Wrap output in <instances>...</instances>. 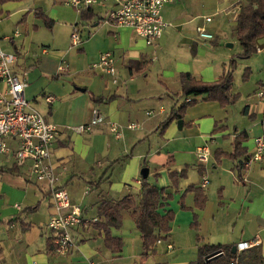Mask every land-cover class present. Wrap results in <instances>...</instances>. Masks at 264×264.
<instances>
[{
	"label": "crops",
	"instance_id": "obj_1",
	"mask_svg": "<svg viewBox=\"0 0 264 264\" xmlns=\"http://www.w3.org/2000/svg\"><path fill=\"white\" fill-rule=\"evenodd\" d=\"M231 1L218 0L216 13L234 15L236 21L241 4ZM24 7L23 0L0 4L2 47L17 56L16 73L28 72V101L41 107L42 111L36 109L46 121L58 125L51 164L60 186L71 203L81 208L83 217L99 221L74 231L77 246L70 254L57 253L48 226L55 210L46 183L32 176L30 163L20 167L11 158H1L0 264H197L203 246L220 247L209 253L222 252L212 261L216 264L241 243L252 246L237 253L239 258L259 248L264 259V158L240 166L251 155L255 138L264 134V102L257 96L264 85V36L258 38L255 58L247 67L250 80L258 74L257 86L235 88L234 78L232 93L239 96L237 102L222 106L217 101L199 100L161 132L173 106H180L176 102L183 94L182 74L213 83L230 70L226 63H197L203 50L200 40L214 44L216 38L199 37L198 27L209 23L205 16L201 23L196 22L199 16L191 0L163 8L168 27L153 46L128 27L104 22L112 3L92 9L93 18L82 26L91 37L79 48L69 45L74 20L59 22L41 10L21 16ZM14 17L16 28L7 35L11 30L2 22ZM64 24L68 29L65 40L56 30ZM46 27L52 32L48 38H44L49 34ZM170 49L183 54L191 50L194 57L175 70H164L155 57ZM106 51L116 58L114 76L92 68ZM228 57L232 66L234 59ZM60 66L66 70L59 71ZM155 69L158 78L151 75ZM80 125H89L91 130L81 134L73 130ZM112 125L119 128V138L111 131ZM237 144L238 157L232 158ZM204 145L211 149L207 162L197 158V150ZM144 168L149 170V181L164 190L160 212L174 214L170 233L148 257L141 256L134 207L123 210L121 227L112 229L123 241L121 251L107 246L105 231L97 228L105 219L104 205L124 198L138 205ZM99 179L104 182L96 186ZM204 179L208 180L206 187ZM13 180L18 182L12 184ZM198 192L207 198L201 209L197 207ZM12 197L15 211L1 204Z\"/></svg>",
	"mask_w": 264,
	"mask_h": 264
},
{
	"label": "built area",
	"instance_id": "obj_2",
	"mask_svg": "<svg viewBox=\"0 0 264 264\" xmlns=\"http://www.w3.org/2000/svg\"><path fill=\"white\" fill-rule=\"evenodd\" d=\"M178 1L180 0H65L66 4L79 14L90 8L104 7L108 3L114 4V7L107 13V17L104 18V22L115 27L130 28L149 46L155 45L168 27L162 16L163 8ZM205 22L206 24L212 22V17H205ZM197 31L201 39L208 41L215 39V36L208 32L205 26L198 27ZM90 37L91 33L84 34L83 28L76 23L73 25L71 46L79 48ZM17 61L18 58L14 53L3 49L0 37V159L11 158L15 165L20 167L30 163L32 176L38 182L46 183L55 210L48 224L51 241L57 253L68 255L77 246L74 231L85 225L87 221L84 220L81 208L71 203L69 194L60 186L59 176L51 164L52 149L59 134L58 125L46 121L40 111L28 101L26 97L28 72L22 75L16 73L14 67ZM92 68L114 76L116 74L114 54L110 51L103 52ZM65 70L64 66L59 67V71L64 72ZM257 96L264 102V85L258 91ZM52 100V97L47 98L48 102ZM190 100L188 98L187 102ZM97 120L102 121L101 118ZM73 130L81 134L90 131L91 126L80 125ZM111 131L117 138L121 136L116 125L111 126ZM209 156L208 145L197 150V158L201 162H207ZM263 158L264 134L255 138L254 149L244 161V165L249 166ZM207 184L208 180L204 179L203 187ZM97 221L93 219L91 223ZM251 246L249 243H241L237 245V253ZM88 264L95 263L89 262ZM229 264H238V261H231Z\"/></svg>",
	"mask_w": 264,
	"mask_h": 264
},
{
	"label": "trees",
	"instance_id": "obj_3",
	"mask_svg": "<svg viewBox=\"0 0 264 264\" xmlns=\"http://www.w3.org/2000/svg\"><path fill=\"white\" fill-rule=\"evenodd\" d=\"M22 0H0V4ZM84 20L93 18L92 8L81 14ZM48 22L49 19L45 17ZM49 23V22H48ZM235 34L243 48L240 58L247 59L257 52V40L264 36V0H248L246 5H242L235 21ZM249 72V71H248ZM247 78V75H246ZM182 96L185 102L173 107L170 116L161 125L160 130L163 132L167 126L175 119L182 118L186 109L195 105L199 100L217 101L222 106L234 103L238 95L232 93L234 76L231 70L221 76L217 82L206 83L197 80L191 74H182ZM191 100L187 102V99ZM99 101V99H96ZM239 145L232 154V158L238 157ZM244 162L240 163L243 167ZM9 171V170H8ZM164 190L155 184H152L148 178L142 179V187L139 194L138 205L132 199L124 198L117 202L104 205V222L97 225L98 229H103L106 233L105 243L113 247L118 252L123 248V241L120 237L112 234V229H119L123 222L122 211L133 208V216L141 234L142 239V257H148L155 252L157 242L166 237L171 231V223L174 220V214L171 211L162 214L160 209L164 205ZM206 196L198 192L197 207L203 208L206 203ZM197 223H195L196 226ZM220 247L203 246L200 248V260L197 264H215L207 262V254L219 250ZM237 260L239 264H264V259L259 248L249 250L247 254L239 258L237 253L231 250L219 259L216 264H229Z\"/></svg>",
	"mask_w": 264,
	"mask_h": 264
},
{
	"label": "rangeland",
	"instance_id": "obj_4",
	"mask_svg": "<svg viewBox=\"0 0 264 264\" xmlns=\"http://www.w3.org/2000/svg\"><path fill=\"white\" fill-rule=\"evenodd\" d=\"M23 1L25 3V7H24L25 11L21 14V16H24L29 13H33V11L35 10H41L43 14L49 15L52 18H57L59 22L69 23L71 20H74V23H72V26H71L72 32H73V25H75L76 23H78L81 27L84 26L85 24L84 21L86 20H84L82 16L75 9L67 5L65 0H23ZM217 1L218 0H191L193 10L194 12L197 11V16H199L196 22L201 23L203 21L202 16L212 17L213 22L209 23V25L206 26V28L208 32L212 33L216 38V43L214 44H211V42H204L200 40V42H202L203 44V45L200 44V48L203 50L200 51L198 55L199 59L197 63L211 64L213 66L218 65V64L222 65L223 63H226L228 67H230V70L232 71L233 76L235 78V85H234L235 88H246V87L248 89L253 88L254 86H257L259 84L258 74H254V77L251 80L250 78H246V75L248 73L247 67L250 66L248 64L250 61H252L255 58V55L247 59L240 58V54L242 53L243 48L238 40L237 35L234 32V28H235V19L233 17L234 15L227 16L225 12L216 13L217 11L216 2ZM232 1H234L236 4H241V6L246 5L248 3V0H232ZM202 6H204V9L201 11ZM46 15H43V16L41 15V17L45 19V17H47ZM16 18L17 17L10 19L12 23L9 21V19H6L5 21L2 22L3 27L6 30H11L9 33H7V35H12L13 31L15 30L16 24H14V21L16 20ZM56 30H57V35L59 38L63 40L67 38L68 29H67L66 24L57 26ZM46 31L49 34L48 36L44 35V38L50 37V34L52 35V32L50 31V29L47 28ZM72 32L70 34H72ZM70 34H69V45L71 46L72 41H71ZM84 34L87 35V30L86 32H84ZM87 41H89V39L85 40V43ZM4 43L5 42L3 41L2 44ZM230 44L232 45L231 47L228 46ZM229 55H231V57H233L234 59V63L232 64V66H231V59L230 57H228ZM157 57H155V61L160 60L159 63L163 65L162 68L164 70H175L178 66L184 65V63H190V61H192L191 58L194 57V53L190 50L189 54H183V53H178L177 49L173 50L172 52L170 49L166 53H164L163 51L162 53L160 52L159 56ZM155 70L156 71H153L151 75L152 76L155 75V77L158 78L159 72H157V69ZM250 75L251 73L249 74V76ZM253 91L254 89H251L250 91L251 95L254 94ZM238 99H239V96H238ZM238 99L235 102H237ZM183 101H184V97L180 96L176 104L181 106ZM34 106L38 110L42 111L41 107L38 106L36 103H34ZM12 179L14 178H11V180ZM17 182L18 180H13L12 184H16ZM103 182H104V179H99L98 181L95 182V185L100 186ZM5 199H3L1 203L3 207L5 206L6 209H9L11 207L13 211H15V208H13L15 204L14 203L15 197H12L9 199L5 198ZM84 220H86L87 223H91L93 219L89 217H84ZM125 225L126 227L128 226L127 224Z\"/></svg>",
	"mask_w": 264,
	"mask_h": 264
},
{
	"label": "water",
	"instance_id": "obj_5",
	"mask_svg": "<svg viewBox=\"0 0 264 264\" xmlns=\"http://www.w3.org/2000/svg\"><path fill=\"white\" fill-rule=\"evenodd\" d=\"M229 46H232V45L230 44ZM79 90L83 91L84 89H79ZM179 124H182V121H179ZM148 175H149V170L147 168H144L142 170V176H143V178H148ZM233 253L234 254L237 253V247H234L233 248ZM220 256H221L220 251L214 252V253L209 254V255L206 256V261L207 262H212L215 259L219 258Z\"/></svg>",
	"mask_w": 264,
	"mask_h": 264
}]
</instances>
